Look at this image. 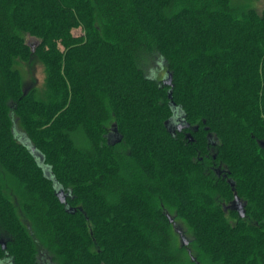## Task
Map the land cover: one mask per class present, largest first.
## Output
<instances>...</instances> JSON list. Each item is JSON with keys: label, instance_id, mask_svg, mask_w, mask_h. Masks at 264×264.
<instances>
[{"label": "trees", "instance_id": "1", "mask_svg": "<svg viewBox=\"0 0 264 264\" xmlns=\"http://www.w3.org/2000/svg\"><path fill=\"white\" fill-rule=\"evenodd\" d=\"M26 36L44 93L24 94ZM0 261L264 264V9L0 0Z\"/></svg>", "mask_w": 264, "mask_h": 264}, {"label": "rangeland", "instance_id": "2", "mask_svg": "<svg viewBox=\"0 0 264 264\" xmlns=\"http://www.w3.org/2000/svg\"><path fill=\"white\" fill-rule=\"evenodd\" d=\"M234 4L237 6H245L256 9L262 12L264 9V0H234ZM75 36H82L83 30L76 29L73 31ZM26 41L32 45L35 56L28 63L20 62L17 68L21 72L24 79V94H28L32 90H36L38 94L44 93L45 90V78L46 73L42 62L40 61L39 55H43L47 50L43 47L39 48L38 42L32 39L30 36H26ZM40 52V53H39ZM141 66L145 71L146 75L157 81H165L168 79L167 68L165 61L159 54H154L151 60H141ZM176 234L180 243L187 244L190 241V235L187 229L182 225H176ZM0 264H10L9 261H0Z\"/></svg>", "mask_w": 264, "mask_h": 264}, {"label": "flooded vegetation", "instance_id": "3", "mask_svg": "<svg viewBox=\"0 0 264 264\" xmlns=\"http://www.w3.org/2000/svg\"><path fill=\"white\" fill-rule=\"evenodd\" d=\"M215 168H216L218 176H220L222 178L227 177V174L225 173V169H223L222 166H218V167L216 166ZM227 181L231 182L230 180H227ZM235 196H236V194H235ZM245 205H246L245 202L240 200L238 197H237V199H235V197H234V199L230 202V204H227L224 206L226 207L225 208L226 212L230 213V211H235L240 218L244 219L246 217ZM242 214H244V216H242Z\"/></svg>", "mask_w": 264, "mask_h": 264}, {"label": "water", "instance_id": "4", "mask_svg": "<svg viewBox=\"0 0 264 264\" xmlns=\"http://www.w3.org/2000/svg\"><path fill=\"white\" fill-rule=\"evenodd\" d=\"M172 82H173V77L172 75H169L168 76V79L164 81V83L168 86H172ZM170 99L172 98V93L170 94ZM166 125H168V122H166ZM179 128L181 130L182 127H180L179 125ZM188 138L192 141L193 138L191 136V134L188 135ZM58 198L60 199L61 203H65L66 202V194L64 191H60L58 194H57ZM235 199H237V195L235 196ZM242 216H244V214H242ZM3 249H6V245L3 244Z\"/></svg>", "mask_w": 264, "mask_h": 264}]
</instances>
